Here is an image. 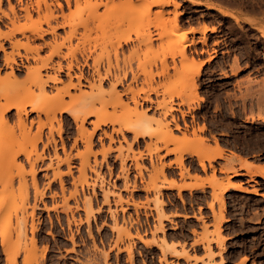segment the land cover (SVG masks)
<instances>
[{"label":"rangeland","instance_id":"obj_1","mask_svg":"<svg viewBox=\"0 0 264 264\" xmlns=\"http://www.w3.org/2000/svg\"><path fill=\"white\" fill-rule=\"evenodd\" d=\"M52 1L11 0L17 7L21 20L23 13L21 7L24 5H33L32 7L35 9V11L32 10L33 18L36 19L46 13L47 6ZM95 1L80 0L76 5L72 1L70 9L65 8L68 18L74 17L87 22L86 27H79L77 36L71 40L70 44L72 47H78L75 54L82 62L79 67L86 77H90V80L98 84L97 75L93 73L94 60L102 75L106 70H110L112 74L109 76L110 78L102 80V89L107 91L111 82L115 80V76L125 72V77L116 87L120 92L127 88L128 91L126 90L121 95L122 103L117 102L118 97L112 99V102L107 105L96 102L93 107L96 114L89 116L85 122V127L90 131L93 127L92 121H100V125L93 135L92 145V150L97 152L96 165L94 157L90 156V163L96 168L97 174L89 167H86L84 173H81L76 168L79 166V159L73 158L72 163L76 165L72 168L73 176L64 175L66 197L68 191L74 189V179L78 194L80 193L78 195L80 202L84 194L91 193V182L95 183L96 194L92 196L93 211L75 210L74 216L76 219L80 217L82 222L71 224V230H69L66 224V213L68 212L70 215L67 206L73 207L74 200L68 198V205H65V199L59 191L58 181L52 180V170L47 171V176L44 175V170L38 171L36 174L37 188L44 190L45 194L35 197L29 163L24 158V154L20 153L21 150L18 151L15 163H12L13 160L12 162L7 161L6 158L9 153L19 149L32 152V157L36 152H42V145L46 141L45 136L48 133V126L45 125L48 123H44L46 117L40 113L41 122L45 124L42 125L44 138L42 141L27 140L26 136L28 135L24 132L28 130V133L34 135L37 131V114L32 112L27 116L23 115L27 127L33 120L30 129L24 131L25 128H19L18 124L16 125V110L11 109L7 113L11 120H9L10 124L5 126L3 120L0 122V181H6L11 175L14 181L11 187L8 186L12 190L7 187L8 191L4 189V193L0 194V197H3V200L1 199L3 203L2 201L0 203L2 204V206L0 205V264H129L127 253L124 250L128 244L132 245L133 264H196L195 261L201 258L191 255L187 248L191 235L195 237L191 241V247L196 244L203 245L204 256L207 258L205 264H232L238 257L240 260L237 264H264L263 229L256 228L242 232L241 223L244 218L243 215H239L238 220H235L234 217L230 231L236 237L230 242H226L222 228V223L228 216L226 212L228 203L234 207L235 211L244 210L247 206L259 209L261 203L238 193H230L228 198H225V190L223 192L225 218L219 223L216 217L219 203L213 197L212 192L209 202H206L204 187L177 190V194L165 191L166 188L162 187L167 183V180L177 182L178 178L181 183L193 181L192 176L194 175L204 177L206 164H204L205 168L201 167L198 157L191 152L194 147L191 142L197 141L198 138L203 139L205 147L206 145H208L207 147L212 146L210 144L212 140L214 141L213 146H215V143H219V139L215 135L217 132L226 131L232 133V138L241 139L243 136L240 135V130L248 129V133H260L257 138L261 144L264 143V121L261 120L264 115V35L260 30V28L264 29V0H169V4L163 6L152 4L153 0H101V4L92 7ZM49 6L53 7L52 4ZM136 7L146 10L144 16L138 18L134 14ZM2 8L7 11L6 0H3ZM222 9L234 14L237 19L228 14L225 15ZM159 11L161 13H158ZM176 14L178 16L175 23L173 18ZM6 20L4 17L2 22ZM195 21L212 22L214 30L212 37L203 35L200 40H197L193 35L191 36L190 32L182 41L175 43L171 42L170 38H176V35L171 34V37L163 35L162 30L165 27L184 28L186 24ZM66 29H58V34L63 35ZM138 30L142 32V37L137 36L136 31ZM127 38V42H123ZM50 39L51 35L46 33L44 39H30L29 44L34 47L37 44L41 45L44 40ZM15 40L25 42L26 38L16 35L11 41L3 40L5 50L11 52L13 49V53L19 52L20 55H16V59L26 65L33 67L40 65V62L37 63L32 55L35 57L39 55L43 58L49 52L47 46L42 47L38 54L29 47L12 48L11 43ZM182 43L185 44L186 58L182 57L179 52ZM82 50L89 54L88 65L83 64ZM62 51L66 52L67 48L63 47ZM23 55H27L28 58L26 59ZM2 57L3 52L0 51V105L6 102L1 96L3 92H7L6 89L12 91L16 88L21 90V87L33 88V93L31 92L25 97L22 96L19 101L17 99L19 103H24L25 100H30L31 103L33 101L40 103L41 100L44 102L43 94L55 91L52 82H49V85L45 87L46 92L35 88L31 84L32 75L28 76L24 67H20V72L17 71L20 82L12 83L9 81L10 78L6 79L5 73L9 68L2 65ZM57 59L54 57L53 62ZM200 62L202 64L196 72L193 69ZM62 63L65 64V60H62ZM205 63L208 64L204 66ZM186 66L191 67L185 73L182 70H185ZM162 70L165 75L158 76L157 72ZM74 71L78 73L79 69L75 68ZM41 73L45 75L43 77H46L51 73V70L45 67L41 69ZM60 75L62 79H67L64 72H60ZM3 79L5 81H2ZM82 82L87 84L85 80ZM168 82H172L178 87L173 88L170 93H164V86ZM182 83L186 89L181 95H176L182 89L179 87ZM153 86L157 87L159 94L151 91ZM82 88L86 93L91 91L89 86H82ZM73 91L78 93L77 89H71V92ZM93 91L97 90L93 89ZM186 94L194 95L193 100H187ZM132 96L137 99V104L132 100ZM145 97L151 98V101ZM65 98L71 103L75 101L74 97L66 96ZM162 98L167 101L172 98L169 103H172L176 109H173L171 114L162 115L161 109L155 107L156 100ZM31 103L26 104L28 110ZM145 108L147 116H149L148 114L156 115L157 120L161 121L160 123L153 121L156 129L161 128L162 122H170L169 129L175 137L173 140L167 142L160 140V136L157 137L160 132L158 129L159 132L156 135H146L132 141L133 133L124 129L122 125L133 126L136 124V119H139L138 114L131 112H140ZM57 115L62 116L66 122L62 127L61 135L56 131L57 123L53 122L58 154L64 156L63 143L65 149L71 151L72 154L79 149H84V144L81 141L72 146L77 135V128L70 114L62 112ZM171 118H174V121ZM103 121L104 123H102ZM175 123L179 125L178 128H175ZM119 128H121L120 131ZM252 130L258 131L253 132ZM104 131L112 134L113 141L110 142ZM31 134L29 135L32 136ZM123 136L127 141L123 140ZM130 141L132 143H129ZM108 145L111 148L103 158L100 150L102 151ZM254 148L257 149V147ZM168 149L173 150L167 152ZM239 149L240 145L237 144L234 150ZM260 149L263 150V146ZM47 151L52 154V146L45 148L46 153ZM139 153L141 157L133 159L132 156H137ZM235 153L231 151L230 155L239 157ZM180 155H182L183 166L187 170L184 168L182 173L176 162ZM221 156H215L211 161ZM170 157L172 158L169 159ZM122 160L123 162H121ZM206 161L204 160V163ZM211 161L209 166L212 168L214 176L211 178L223 183H226L227 180L231 181L230 174H233L231 170L236 168L228 164L220 166L219 171L225 172L226 176L218 178L216 167L212 165ZM47 162L49 160L45 159V163ZM136 162L141 165V174L138 173ZM121 163L123 168H121ZM160 165H163L162 171L165 177H163V173L159 172ZM108 166L111 167L110 170ZM173 166H176L178 171L173 169ZM61 168L65 170L63 165ZM22 175L23 178L26 177L24 179L27 181V185H25L28 193H23L26 197L19 196V182H26L22 180ZM124 176H127V179ZM48 180L51 181L49 189L46 188ZM155 190L161 193L157 197H155ZM182 190L187 192L183 193ZM11 191L12 193H9ZM55 191L56 195L52 196ZM106 192L112 193L109 195V203L103 202V193ZM119 195L123 198L121 202L117 201ZM159 198L163 200L161 210L167 215L164 216L166 218L163 217L164 214H160ZM211 201L213 202L212 209L209 207ZM205 203L212 213V219L206 215ZM168 204L170 207L176 208L173 213H166ZM80 205L83 207L82 202ZM109 210H116L117 223L120 228H128L131 234L139 233L143 239L148 240V243L144 244L136 236L129 238L122 234L119 237L117 231L111 229L113 219L110 217ZM195 210L199 213L196 219L192 217L191 219L173 220L172 216L177 215L179 211L195 213ZM86 216L89 219L91 236L88 234ZM198 222H200V227ZM23 224L24 226H22ZM34 224L37 228L32 231ZM160 224L164 228L163 231L156 228L161 226ZM218 227L221 236L224 237L222 242L212 241ZM199 228L200 230H198ZM70 231L74 234V244L69 240ZM33 236L37 240L35 245H32V241L30 242ZM2 237L4 244H1ZM163 237L169 243L175 242V250L184 249L189 256L179 257L172 249H160L158 244ZM209 240H211L208 244L210 249L207 245ZM94 243L97 249H94ZM116 244L120 251H117ZM213 245L217 248L216 252H214ZM103 251L108 252L106 259L102 254ZM7 256L15 257V262H9ZM216 256H219L218 261H215ZM191 259L195 260L194 263L191 262Z\"/></svg>","mask_w":264,"mask_h":264},{"label":"bare ground","instance_id":"obj_2","mask_svg":"<svg viewBox=\"0 0 264 264\" xmlns=\"http://www.w3.org/2000/svg\"><path fill=\"white\" fill-rule=\"evenodd\" d=\"M6 1L8 3L7 11L2 8L3 0H0V51L3 52V57H2L3 63H2V65L9 68V70L5 73L6 79L10 78L9 81L17 84L18 82H20V80L18 78L19 74L17 73V71L20 72V70H21L20 67H24L26 72H27V75L28 74H29L28 76L32 75V79H31L32 81L31 80L30 81H31V84L35 88L42 90V92L43 91L46 92L45 87L47 85H49L48 84L49 82H52V84H53L52 86L54 87L53 89H55V91L50 93V94H48V93L43 94L44 102H43V100H41L40 103H39V101L35 102V103L33 101L32 102L34 104L33 105L31 103V101L29 100L31 103L29 110L26 108V104L27 103L30 104L28 100H25L24 103H22V102L19 103L18 101L22 99V96L25 97V95H28L29 93H31L33 91L32 87H27V88L21 87V90H18L16 88L15 90H12V91H11V89H10V91H8V89H6L7 92L2 93L3 95H1V96L5 99L4 101H6V102L3 103L2 105H0V119H1L0 122H2V120H3V123L5 124V126H6V124L8 126V123L10 124V121H11L9 119L7 113L11 109H15L16 110V112H15L16 125L18 124L19 128L20 127H23V129L25 128L24 131H26V129H30V127L33 123V120H31L30 124L27 127V124H26V121H25V118L23 117V115L27 116V115H29V113L35 112L37 114V121H36L37 131H36V133L33 135L31 133H28L29 132L28 130L26 131L27 133L26 132H24V133L28 135V136L25 135L27 140L29 139V140H34V141H42L44 138L42 125L44 123H48V125L44 124L45 126H48V133L45 136L46 141L44 143L42 142L43 143L42 152H40V153L36 152L35 156L33 155V157H32V152H28L24 149L23 150L22 149L14 150L11 153H9L7 156L10 160L8 158H6V160L11 161V162L13 160L14 162H12V163L17 162L15 160L16 155L18 154V151L21 150L20 153L24 154V158L29 163L30 176L32 177L31 183L35 189V193H34L35 197L36 196L37 197L38 196L39 197L44 196V194H45L44 190H41L39 188L41 190L40 191L37 188L38 181L36 178V174L38 173V171L44 170L45 171L44 175L47 176V173H48L47 171L52 170V172H51L52 176H53L52 180L58 181L59 191L65 199L64 200L65 201L64 203H66L65 205L66 206L68 205L67 204L68 198H73V200H74V206L73 207H70V205L67 206L68 208L66 207L67 210L70 212V215H68V212L66 213V215H67L66 224H67V228L69 230H71V227H70L71 224H74V223L78 224V223L82 222V219L80 217H77V219H76V217L74 216L75 210L82 209V210H85L86 212H88V211L92 212L93 211L92 196H94L96 194V191L94 190L95 183L91 182V191H90L91 193L87 194V195L84 194V196L82 197L81 202L83 203V207H81V205H80L81 202L78 198L79 197L78 195L80 193L78 194L77 185H76L74 179H73L74 189L69 190L70 192L68 191V196L66 197V195H65L66 187H65L64 175H69L71 177L73 176L72 168L76 167V165H73V163H72L73 158L79 159V166H77L76 168L81 173L82 172L84 173V171H85L84 169H86V167H89L91 171L96 172V170H95L96 168L93 167L94 165L92 166V163H90V156L94 157V164L96 165V153L97 152L92 150V145H93V135L95 133V130L99 127L100 121H98V120L92 121L93 127L90 131H88L87 128L85 127V122L87 121L89 116L96 114V111L93 109L96 102H101L104 105H107V104H109V102H112L111 101L112 99L118 97L119 100L117 102L122 103L121 95L124 92H126V90L128 91V88L120 92V90L118 91L116 86L119 83H121L122 78L125 77L126 73L124 72L122 75L116 73L117 75L115 76V80L113 82H111L109 89L106 91V90H104V88L102 89V85H103L102 80L104 78H108L109 76L112 75L110 70H106L104 72V74L102 75L100 70H99L98 64L96 63V61L93 60V64H92L93 73H95L97 75V80H98V84H96V83H94V81L90 80V77L89 78H88V76L86 77L85 74L83 73L82 69H80L79 66H80V64H82V62H80V60L78 59V57H76V54H75L78 47L77 48L72 47L70 42L74 37L77 36L79 27H81V26L86 27L87 22L83 21V20H79V19L74 18V17L68 18L67 13L65 12V8L70 9V7L72 5V1H74L75 5H76L80 0H53L51 3H49V5L52 4L53 7H50L48 5L47 9H46V13L42 17H38L36 19L33 18L32 10L35 11V9L32 7L33 5L30 6V5L26 4L23 7H21V9L23 10V13L21 14L22 20L20 19V14H18V10L16 9L17 7H15V5L11 2V0H6ZM152 2H153L152 4L163 6V5L169 4L170 1L169 0H153ZM99 4H101V0L98 2L96 0L94 2V4L92 5V7H97ZM36 10L39 11V9H36ZM134 11H135L134 14H136V16L138 18H140L141 16H144V14L146 13V10L142 9V7H138V8L136 7V10H134ZM222 11H223V9H222ZM158 13H161V12L159 11ZM223 13L225 15L228 14V15L232 16L233 18L235 17V19H237L236 16L230 12L223 11ZM177 16H178V14H176L175 17L173 18V21L175 23L177 22ZM4 17L7 20L5 22H2ZM65 28H67V29L64 30L63 35L58 34V31H57L58 29H65ZM207 28L208 27L206 25H203V26H201L199 31L205 32L207 30ZM260 30L262 31V34L264 35V29L260 28ZM192 31H193V28L186 29V28H180L177 26L171 27V28L165 27L162 30L163 35H167V36L170 35V37H171V34L176 35V38H170V39H172L171 42H175V43H179L180 41H182L184 38L187 37V34L189 32H192ZM136 32H137L136 34L138 37H142V32H139V30ZM46 33L47 34L49 33L51 35L50 40H48V41L44 40L41 45L37 44L36 46L31 47V45L29 43L32 39H44V36ZM16 35L24 36L26 38V41L25 42H20L18 40L12 41V43H11L12 48H14V47L18 48L19 46H23L25 48L29 47L36 54H38L39 50L44 46H47L49 48L48 54L43 58L40 57L39 55H37L36 57L34 55H32V58L35 59L37 63L40 62V65L33 67L30 65L24 64L22 61L18 62V60L16 59L15 56L20 55L19 52L13 53L12 52L13 49L11 52H7L5 50L3 40H10L11 41V39L16 37ZM204 39H203V41H204ZM127 40H128V38L123 40V42H127ZM119 45H121V44H119ZM63 47L67 48L66 52L62 51ZM89 52H91V51L89 50ZM179 52H180V55L182 57L186 58V56H185V44H183V43L181 44V48H180ZM23 56L26 59L28 58L27 55H23ZM81 56L83 59V64L88 65L89 54L85 53V50H82ZM54 57H57L58 59L53 62ZM62 60H65V64L62 63ZM201 64H202V62L198 63L197 66L193 70L198 72ZM183 66H185V65H183ZM45 67L49 68L51 70V73L48 74L46 77H43L45 75H43L41 73V69L45 68ZM190 67L191 66H189V67L186 66L185 70H182V71L185 72L187 69L190 70ZM0 68H1V66H0ZM75 68L79 69L78 73H76L74 71ZM191 70H192V68H191ZM60 72L65 73L66 78H67L66 80L62 79ZM157 75L162 76V75H165V73L162 70V71L157 72ZM3 78H5V77L3 76ZM74 78H75V81H74ZM82 80H85L87 82V84L83 83ZM0 81H1V79H0ZM2 81H5V80L3 79ZM59 83H60V85H57ZM82 86H89L91 88V91L89 93H86L83 90ZM176 87H178V85L176 86L172 82H168L165 84L163 92L164 93H170V91ZM179 87L182 89L176 95H181L184 92V90L186 89V86L183 83L181 85H179ZM71 89L72 90L77 89L78 93H76L74 91L71 92ZM93 89H96L97 91L94 92ZM151 91L155 92L156 94H159L158 89L155 86L151 87ZM106 95H107V97L105 98ZM66 96H69L71 98L74 97L75 101L73 103L66 101V98H65ZM131 98L136 104L138 103L137 99L134 98V96H132ZM145 98L147 100L151 101V98H149V97H145ZM193 98H194V95L186 94L187 100H191V99L193 100ZM17 99H18V101H17ZM169 101L165 100L164 98L156 100V106L155 107L158 109H161L160 113L162 115L171 114L172 110L176 109V107H174L172 105V103H169ZM62 112H68L70 114V116L72 117L73 122L75 123L76 128H77V133H76L77 135L74 138V142H73L72 146L77 145L78 141H81L84 144V149H82V150L79 149L74 154H72L71 151H67L65 149L64 143L62 142L63 143L62 144V151L64 154L63 157L60 156L57 152L58 150L56 149V139L54 137V131H53L54 130L53 122L55 121L58 125V129L56 131L59 135H61L62 127H63L64 123H66V122H65L64 118H62V116H60V115L58 116L57 113H62ZM40 113L41 114L43 113L45 115L46 122H44V123L41 122L42 119H40L41 118ZM131 113L138 114L139 119H136L137 123L134 124L133 126L123 124L122 127L133 133L132 141H136L138 139V137H144L146 135H148V136L156 135L159 132L158 129L160 130V132H159L160 135L158 134L157 137L160 136V138H161L160 140H162V141L164 140L167 142V141H171L175 138L173 133L169 129V123H170L169 121L162 122L161 123L162 126L160 125L161 128L156 129V127H154V125H153V121L154 122L159 121V120H157L158 117H156V115H153V114H148L149 116H147L146 108L140 112L132 111ZM12 119H14V118H12ZM171 119L174 121V118H171ZM251 119H253L252 116H251ZM261 120L264 121V115L261 117ZM160 122L161 121H159V123ZM102 123H104V121ZM178 127H179V125L176 124L175 128H178ZM118 130L120 131L121 128H119ZM29 134H31L32 136H30ZM104 134L106 136H108L110 142L113 141L112 134H108L105 131H104ZM30 138H32V139H30ZM123 140L127 141L124 136H123ZM129 143H132V142L130 141ZM191 143H192L191 145L194 146L191 149V152H193V154H195L198 157L199 165H201V167L205 168L204 160H207L208 162H210L215 156L223 155L222 154L223 148H221L219 146V144H217V143H215L216 144L215 146L207 147L208 145H206V147H205V145H204L205 142L203 141L202 138L201 139L198 138L197 141H192ZM50 146H52V151H53L52 154H50L48 151H47V153L45 152V148L47 149ZM107 147L102 149V151L100 150V153L102 154L103 158L106 156L107 152L111 148L110 146L108 148ZM171 150H173V149H171ZM171 150L168 149L167 152L171 151ZM15 151H17V152H15ZM181 156L182 155H180L179 158L177 156L178 159H176V162H177V165L181 168L180 171L182 173V170L185 167L183 166ZM132 157H133V159L136 160L137 158L141 157V154L139 153V155H137V156L134 155ZM232 158H234V156L231 157V160H232ZM238 158H240V157H238ZM45 159H48L49 162L45 163ZM121 162H123V160ZM39 163H41V164H39ZM246 163H247V161H246ZM20 165H22V164H20ZM62 165L65 167V170L61 168ZM243 165H245V163ZM250 165H251V163H250ZM140 166L141 165H139L138 162H136V167L138 168L139 174H141V167ZM160 166H161V168H160V170L158 168V170H159V172L163 173V171H162L163 165H160ZM108 168L110 170L111 167L108 166ZM121 168H123V164H122ZM185 170H186V168H185ZM261 170H263V172H264V166H263V169L261 166ZM156 171H157V168H156ZM231 171H233L234 174L237 173L236 169H232ZM125 172H127V171H125ZM96 174H97V172H96ZM182 176H183V174H182ZM211 176H213V175L211 174L209 178H204V177L194 175V176H192L194 178L193 181H184L182 183L175 182L174 180H167V183L162 185V187H164L166 189L176 188L178 191H180L181 189L192 190V189L204 187L206 182L209 183L210 185H212L213 197L219 203V208H218V211L216 213V217L218 219L217 221H219V223H220L225 218L224 214H223V210H224L223 192L225 190H227L229 187H240V185L237 183L231 182L229 180H227L226 183H223L222 181H218V180L216 181V179L211 178ZM11 177L13 178L12 175H11ZM11 177L9 176L8 178H11ZM126 177L127 176H124L125 179H127ZM163 177H165L164 173H163ZM12 178L8 179V180L6 179V181L1 180L2 183L0 181V191H1L0 194L4 193V189L6 190L12 186V184L14 182ZM22 178H23V175H22ZM24 178L26 179V177H24ZM24 178L22 180H25ZM19 183H20L19 184L20 188H18L20 190L19 196L26 197V195L24 196L23 193H26L28 191V190L26 191L27 181L26 182L23 181V182H19ZM8 186H10V187H8ZM50 187H51V181L48 180V182L46 184V188L49 189ZM144 188H147V187H144ZM2 190H3V192H2ZM158 190H159V188H158ZM6 191H8V190H6ZM155 191H156V193L158 192L157 195L155 193V197H157L159 194H161L159 192L160 190L159 191L155 190ZM9 193H12V191ZM21 193H22V195H21ZM56 193L57 192L55 191L54 193H52L53 195L52 194L51 195L54 196V195H56ZM110 194H112V193H109V192L103 193V196H104L103 202L109 203V195ZM1 199L3 200V197H0V203L2 201ZM122 199L123 198H121V196H120L117 201L121 202ZM158 200H159L158 201L159 202L158 207H160V212H161V213L160 212L159 213L161 215H163L164 213L161 210V205H162L163 200H161L160 198ZM2 203H3V201H2ZM134 204H136V203H134ZM0 205L2 206V204H0ZM209 207H210V209L213 208V202L212 201L209 203ZM109 212H110V217L113 219V225L111 226V229L117 231V233L119 234V237H121L122 234L129 237V238L136 236L137 238L142 240L144 242V244L148 243V240L143 239L139 233L131 234V232L129 231L128 228H127L128 230L125 228H120V226L117 223L116 210H109ZM165 215L166 214H164L163 217ZM183 215L185 216L186 214H183ZM164 218H166V217H164ZM85 220L88 223V229H87L88 234L91 236V231L89 228L90 227L89 226V219L87 216H86ZM22 226H24V224ZM32 226H33L32 231H34V229L37 227L35 224ZM156 228L159 230H162V231L164 229L162 225L158 226ZM22 232H24V230H22ZM23 236H24V234H23ZM3 239L4 238L2 237L1 244H4ZM69 240H71V242L73 244L75 243L74 234H73V232L71 233V231H70ZM161 240L162 241L158 244V247L160 249H162V250L172 249L175 252V255H177L179 257H188L189 256L187 251L184 249H182L181 251L175 250L174 249L175 242L169 243V242H167L165 237H163ZM223 240H224V237L221 236L220 228L218 227L216 230V236L212 241L222 242ZM36 241L37 240L34 236L30 240L32 245H35ZM210 241L211 240L208 241L207 245L209 244ZM149 242H150V240H149ZM115 246H117V244ZM93 247H94V249H97V246L95 243H94ZM208 247H209L208 249H210L209 245H208ZM124 250L127 253V261L129 262V264H133L132 245L131 244L126 245L124 247ZM117 251H120V248L118 246H117ZM6 252H7V249H6ZM102 254H103L104 258L106 259L108 256V252L103 251ZM7 259L11 263L15 262V257H13V256L12 257L9 256Z\"/></svg>","mask_w":264,"mask_h":264},{"label":"crops","instance_id":"obj_3","mask_svg":"<svg viewBox=\"0 0 264 264\" xmlns=\"http://www.w3.org/2000/svg\"><path fill=\"white\" fill-rule=\"evenodd\" d=\"M203 25H206L208 27L205 32L199 31V29ZM184 28L186 29L193 28V31L191 32V36L193 35L197 40H200L203 35L212 37L214 33L212 22L195 21L194 23L186 24ZM207 64L208 63H205L204 66H206ZM252 131L255 132L258 130H252ZM248 132H249L248 129H243V130L241 129L240 135L243 136V138L241 139L232 138L233 137L232 133L226 131H219L215 134L219 139V143H218L219 146L224 150L223 156L216 157L213 161H211L212 165L216 167V176L218 178H224L226 176L225 172L219 171L220 166H223L225 164H229V166L233 165L236 168L237 173L230 174V180L231 182L240 185V187H229L224 193L225 198H228L230 193H238L244 197L252 199L253 201L261 203L259 209L253 208L251 206H247L244 208V210L241 211H235L233 210L234 207H232L231 204L229 203L227 204L228 206L226 212L228 216H226L225 221L222 223L223 232L225 233L226 236V242H230L236 237L235 235L230 233V231L234 217L235 220H238L239 215H243L244 218L243 222L241 223V226L243 228L242 232L254 230L256 228L264 230V210L262 211V208L264 209V172L263 170H261V166L262 169L264 166V143L261 144L260 140L257 138V136H259L260 133H256V132L248 133ZM210 144L213 146L214 141L212 140ZM237 144L240 145V149L234 150V147L236 148ZM261 146H263V150L260 149ZM254 147H257V149H255ZM231 151L236 152L241 159L238 158L237 156H234V158H232L231 160L232 157L230 155ZM171 158L172 157H170L169 159ZM245 160L247 161V163ZM243 162L245 163V165H243L244 164ZM205 164H206V171L203 174V176L205 178H209L210 175L212 174V168L209 166L208 161H206ZM172 168L178 171V168L176 166H173ZM177 182L178 183L180 182L178 178H177ZM165 191H172L174 194H177L176 188L166 189ZM204 191L207 197L206 202H209L210 193L212 192V187L207 182L205 183ZM182 192L186 193L187 191L182 190ZM175 210L176 208L170 207L169 204L166 207V213L169 212L173 213ZM205 211L207 212L206 215H209L210 219H212L211 218L212 213L210 209H208L207 203H205ZM183 214H186V218ZM198 216L199 213L197 210H195V213L192 212L185 213L184 211H179L177 215H174L172 217L173 220H183V219H191L192 217L196 219V217ZM198 224L200 227V222H198ZM198 230H200V228ZM194 238L195 237L193 235L190 236V240L188 242L187 248L189 249L191 255H195L196 257L201 259H197L196 261L194 259H191V262L194 263L195 261L196 264H205L207 258L206 256H204L205 250L203 248V245L196 244L194 247L190 246L191 241ZM213 246L215 248L214 252H216L217 248L215 247V245ZM218 260H219V256H216L215 261ZM239 260L240 257L234 260L232 264H237ZM183 264H187V263H183Z\"/></svg>","mask_w":264,"mask_h":264}]
</instances>
